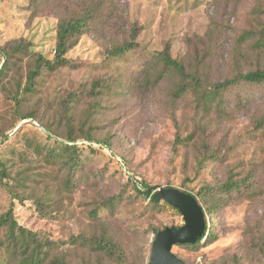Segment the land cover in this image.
Instances as JSON below:
<instances>
[{"label":"rangeland","instance_id":"obj_1","mask_svg":"<svg viewBox=\"0 0 264 264\" xmlns=\"http://www.w3.org/2000/svg\"><path fill=\"white\" fill-rule=\"evenodd\" d=\"M82 15L68 64L41 62L31 82L60 20ZM134 28L137 47L110 56ZM166 49L205 87L264 69V0H0V216L13 207L52 243L45 264H149L155 230L184 224L144 196L158 186L194 194L217 235L175 245L178 257L264 264V84L237 82L223 107L197 111L191 93L174 97L181 76ZM69 136L81 137L73 167ZM14 261L0 249V264Z\"/></svg>","mask_w":264,"mask_h":264},{"label":"trees","instance_id":"obj_2","mask_svg":"<svg viewBox=\"0 0 264 264\" xmlns=\"http://www.w3.org/2000/svg\"><path fill=\"white\" fill-rule=\"evenodd\" d=\"M86 21L87 18L85 17V15L74 17L71 19L60 20L57 29L55 55L51 60H47L42 56L38 57L36 68L29 74V80L31 82H33L34 78L40 73L41 62H44L49 69H55L58 65L68 64L66 54L69 51L71 44L74 42L73 40L75 39L76 35L80 34L83 28L86 26ZM137 30V28L133 29L130 40L125 41L121 45L113 46L109 50V55L112 57H118L135 49L138 45V43L135 41L137 37ZM161 56L165 66L167 68L173 69L181 76V82L178 84L174 92V97H181L186 93H191L194 96V102L197 111L202 110L207 112L210 111L214 106H217V108L223 107V93L230 89L237 82L242 81L253 84H264V69H257L248 71L246 73H238L231 79H226L225 81L215 83L213 85H210L209 87H205L200 77L196 74L186 73L183 64L173 59L167 49L162 51ZM5 63L6 60H4V63L0 68V73L5 66ZM30 117H33V115H23L21 120ZM260 123L264 125V116L262 117ZM79 138L81 137L69 136L68 142H71L72 144H67L64 147V151L69 156L68 165L71 167H73L75 162V154L77 153V142ZM83 138L86 141H93V138L91 136H85ZM183 141L184 139H182L181 137L177 138V142L180 143ZM100 143L101 145L106 146L111 145L106 140ZM48 156L50 158H55V155L52 152H50ZM0 168L1 174L6 177L7 171L2 162H0ZM225 186L229 188V190H232L236 186H240V183L239 181L231 180L226 185H224V187ZM137 191L140 192L138 188ZM144 196H146L150 200V203L152 205L158 206L164 203L165 205L174 209L179 215H181V213L176 208L171 206L166 201L161 200L155 202L153 201V196L151 194H146ZM2 229H4V238L1 236ZM161 230H155V237ZM207 232L208 228L206 219V229L203 237L195 244L182 245L196 246L199 245L202 241L211 242L217 238L216 233L209 232L207 234ZM96 243H98V247L100 249H107L111 253L114 252V246L110 241L106 239H100ZM51 247L52 243L49 241H43L38 232L29 230L18 223L14 215L13 207H11L5 214L0 216V249H5V252H7L8 255V259L13 258L15 260L14 264H45V262L48 260L49 250L51 249ZM60 263L66 264L64 263V261H60Z\"/></svg>","mask_w":264,"mask_h":264},{"label":"water","instance_id":"obj_3","mask_svg":"<svg viewBox=\"0 0 264 264\" xmlns=\"http://www.w3.org/2000/svg\"><path fill=\"white\" fill-rule=\"evenodd\" d=\"M153 201H166L176 208L184 219L181 226H168L159 231L153 241L149 264H189L173 252L175 245L195 244L206 229V212L194 194L173 187L158 186L145 191Z\"/></svg>","mask_w":264,"mask_h":264}]
</instances>
